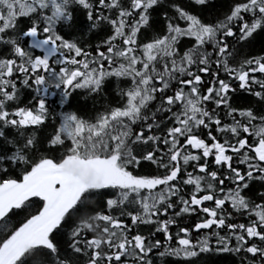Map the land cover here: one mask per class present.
I'll list each match as a JSON object with an SVG mask.
<instances>
[{"label":"snow or ice","instance_id":"1","mask_svg":"<svg viewBox=\"0 0 264 264\" xmlns=\"http://www.w3.org/2000/svg\"><path fill=\"white\" fill-rule=\"evenodd\" d=\"M215 8L0 0V264H264V0Z\"/></svg>","mask_w":264,"mask_h":264},{"label":"trees","instance_id":"2","mask_svg":"<svg viewBox=\"0 0 264 264\" xmlns=\"http://www.w3.org/2000/svg\"><path fill=\"white\" fill-rule=\"evenodd\" d=\"M215 3L216 8L212 10L211 13H206V15L211 16L213 13L221 11L227 4L228 0H212ZM21 21L24 22V18H21ZM85 39L92 40L94 43L98 42L99 37H95L93 34H86ZM259 39V38H258ZM260 44L256 45L254 49L255 52H259ZM115 89V84H113V90ZM55 91L57 95L53 96L52 92ZM238 97L234 103L240 106H249L255 104V98L249 96L246 92L238 91L236 94ZM49 100L59 101V90L50 89ZM76 102L78 106H84V108L91 112L93 107H99L102 103L100 97L93 99L92 97L86 94H79L76 96ZM57 105H53L56 107ZM59 110V109H58ZM264 191V188H261L260 182H255V189L252 193H249L250 196H256L259 192ZM242 222V221H241ZM152 259L154 260V264H177L178 258L176 257H160L155 252L152 254ZM239 264V257H235L228 253H209L203 254L202 259L200 260V264Z\"/></svg>","mask_w":264,"mask_h":264}]
</instances>
